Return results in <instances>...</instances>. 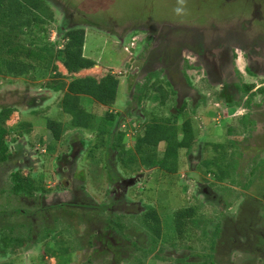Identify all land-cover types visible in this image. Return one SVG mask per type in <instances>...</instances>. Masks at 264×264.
<instances>
[{
    "label": "rangeland",
    "instance_id": "rangeland-1",
    "mask_svg": "<svg viewBox=\"0 0 264 264\" xmlns=\"http://www.w3.org/2000/svg\"><path fill=\"white\" fill-rule=\"evenodd\" d=\"M61 2L62 4L66 3L64 0H61ZM71 2L74 6H72L73 9L79 6L78 9L82 10L80 12L85 11L86 13L83 12L85 21L80 22L81 24L74 22L69 23L68 26L74 27L79 25L78 27H83L85 30L83 56L94 61L96 65L91 69L82 70L77 74H68L60 61H56L57 72L62 75L61 79L65 82H69L71 77L91 76L95 79H100L109 72L119 79L118 92L113 105L102 107L85 96L81 97L80 101L83 109L91 114L93 113L97 117H102L107 112H112L114 115L124 117L123 120L120 121L119 132L125 134L123 144L126 148L133 147L135 136L141 133L143 125L148 123L151 117L159 115L168 118L172 116L169 109L174 107V103L171 101H168L166 106L159 107L158 103L160 98L153 92L149 94L148 101L143 100V102L138 103L134 98L135 92L132 89L134 78H132V76L128 77L126 74L128 71L127 63L133 57L136 59V55L141 52L145 43L151 42V36H146L147 34H145V32L152 28H156L157 30L160 28L159 25L162 24H171L178 26V31L185 32L186 35L190 37L192 32H188V29L205 27L206 38H208L210 36L209 24H207L208 16L219 15V12H223L229 14L230 18L234 20L238 18L237 16L241 14L240 12H244V18L249 20L254 10L252 5L253 0H230L227 2V6L223 8L219 7L221 6L222 0H88L86 9H84L85 7L83 8L81 0H72ZM256 2L261 3V21L258 22V20L253 19L254 25L264 30V0H256ZM50 6L48 5L50 13H52V20H50L48 24L42 26L43 31H41L42 29L40 30V37L43 38H40L37 45L41 46V40L44 39L43 41H45V43L52 44L53 42H58L55 48L59 49L63 43L60 40L61 38H58L57 33V29L61 27L62 24L61 16L56 9H51ZM76 20L78 21L79 17ZM262 41L264 44L263 39ZM240 74L244 76V71L242 70ZM150 75L155 78L158 73L153 71ZM53 76L52 72L43 75L36 71L28 77H7L5 74L0 75V108L12 106L16 110L8 119L6 125L8 127L23 125V127H20L18 130L19 132H24V135L20 136L21 140H19V142L24 140L28 144L31 143L32 149L35 148L39 150V152L37 151L39 154L35 161L34 175L37 178L36 185L39 188H47V193L45 195L55 191L53 185L59 180L53 169V160L56 155L66 152L68 145L80 143L81 154L76 160V171L83 170L86 172L88 181L85 186H83L94 204H98L102 199L108 201L107 195L104 196V193L109 188V184L104 182L102 166L105 165L107 168H110L115 164L117 160L116 154L113 152H111L112 154H103L104 150L100 151L98 153L99 155L94 156V158H92L93 154L90 155L91 151L87 154L89 149L99 143V140L95 132L90 130H75L67 127L69 118L65 115L60 106V99L63 92H53L46 87L49 81L61 80L55 79ZM245 78L248 82L252 83L253 88L251 89V93L256 94L252 98V102L255 106H259L263 102V96L261 93H256L258 90L256 88L260 83L264 82V79L262 77L251 76H245ZM160 82L167 94H171L168 85L163 80H160ZM195 87L201 94L200 96L206 97V101L196 100L193 106V104L187 100L184 111H178L175 118L177 126L182 125L187 119L190 121L196 142L189 152V155H187L185 151L180 152L179 174L177 177L174 175H167V178L162 180V174L153 171L154 174L148 182V186L153 190L149 196L154 200V203L157 204L158 211L160 213L164 211L168 213V219H166V216L162 217L161 235L163 238L172 237L175 233L174 217L170 214L172 209L176 211L181 207L195 206L196 209L193 213H197L196 222H199L201 238L199 243L198 239L194 241L196 248H193V250L196 249L197 252H192L191 254L193 258L198 257L203 264H205V261L211 262L214 260L215 262V259H217L214 252V243L217 242L216 238L220 234V225L225 221L226 217L220 215L221 212L218 211V199H216L215 202H210L201 191L195 189L192 183H186L185 187H183L182 191L187 196V200H184V198L181 197V187L186 181L184 177L190 176L194 180H207L200 182L203 185L210 186L211 189L214 190L221 201L220 203H226L228 205L226 207L224 206L225 208L223 207V211H226L232 218H235L239 212V206L241 207L245 200L250 203L247 196L253 193H261V188L262 186L264 187V166L257 165L252 169L255 163L262 160L264 152L259 153L258 157L255 156V154L253 156V154L246 153L250 151L251 153H255L253 148H257L255 145L258 143L251 140L250 137H248V140L244 141L241 132L235 131L238 129L235 124L237 115L243 112L245 113L246 111L243 110L240 104L233 109H229L230 117L226 118L225 110L227 109L225 106H216L215 104L217 103V100L213 97L215 95V89L201 83H197ZM236 88H238V86ZM203 90L204 93H201ZM131 95L133 97L129 103ZM25 98H33L35 101H31L30 99V101L26 100L25 102ZM235 99H241V95ZM223 112H225V114H223ZM172 113H175L174 108ZM233 114L235 115L231 119ZM138 115L141 116L142 119L137 118ZM194 115L195 117H193ZM47 121L59 122L64 125L65 132L59 141H55L51 132L47 129ZM108 124L113 125L112 123ZM256 125L254 120L250 117H246L245 126L255 128ZM243 127L242 130L244 131ZM29 129H31V133H26ZM17 136L19 135H17L16 131L14 134L7 137V141L11 146L14 144L11 139ZM244 137H246V135ZM237 141L240 142V148L238 144H236ZM242 141H244V147L248 148L243 155L241 152ZM85 143H88V145L85 146ZM260 143L263 146V142L260 141ZM228 145L229 148L227 149H230V153L224 157L226 159L223 158L221 160L223 164L222 168H224L226 172L224 177H222L219 175V154L216 149H220V146L227 147ZM48 146H52L53 149H55L56 146L57 151L54 150L53 154L47 157V153L44 155L42 151L48 150ZM158 147L159 150L162 149V143L159 144ZM189 157H191L190 161L196 163L195 171L193 172L190 171L189 163L191 162L188 161ZM254 157L255 163L250 162ZM98 159L99 162L97 164L92 162ZM212 159L214 162H217V164L211 163ZM219 159H221V156ZM8 167H11V165L7 164V166L3 165L0 167V229L4 224V220L11 221V218H14V221L11 222L13 224L18 223L17 219L20 220L23 218L22 215L15 213L13 209L20 204L17 202L19 198H13L12 195L11 197L8 196L11 186L10 177L8 175L11 169ZM117 169L120 171V167L117 166ZM139 170H144L143 172L145 173L149 171V169L146 170L143 168ZM143 172H139V176L140 173ZM20 173L22 176H25L28 170L22 168ZM261 177H263V180L260 181ZM137 178L138 177L135 176V179ZM257 181H259V185ZM62 183L65 182L62 181ZM142 186L143 185L140 183L137 184L136 187L141 188ZM40 193L41 192L36 193V196ZM146 196H148V193H146ZM12 209L14 212L13 216H7L6 219H1L5 213L9 215ZM32 211L33 210H31V212ZM54 212L57 213L56 211ZM261 212L264 218V208ZM81 216V214H78L73 217V225L78 224L77 222ZM263 218V222L260 220V225L256 227L258 234H263L264 232L262 229L264 227ZM137 219H139V217H137ZM39 222L40 220L37 223ZM217 223H220V225ZM28 225L31 226L32 223L28 222ZM57 227L58 229L63 228V224ZM79 231H81V228H79ZM209 231L211 233H209ZM5 233L8 234L6 231ZM16 233L17 230H15L12 235H16ZM173 239L174 237L169 240ZM263 239L256 238L257 242H255L254 245L250 243L246 244V246H244V252H242L244 254L243 257L236 252H231L230 254H232L231 257L235 260V264H246L248 262H250L249 264H261V261L255 260L253 253L258 252V255H264ZM204 240L208 241V243L204 244ZM41 242H29L28 248L19 246L16 247L12 253L10 252L11 248L7 249L4 257H0V264H37V258L39 257H44L43 264H56L55 258H51L44 254L41 248ZM77 243L79 244V242ZM251 248H253V250ZM257 249L260 251H255ZM0 252L3 253L2 249H0ZM83 254L84 252L82 250H76L74 254H72L71 264H82L86 257V255L84 256ZM88 254H90V252H87V255ZM251 258L253 259L249 261ZM140 259L141 257L133 258V260ZM171 263L172 262L164 263L163 261L157 262V264Z\"/></svg>",
    "mask_w": 264,
    "mask_h": 264
},
{
    "label": "flooded vegetation",
    "instance_id": "flooded-vegetation-1",
    "mask_svg": "<svg viewBox=\"0 0 264 264\" xmlns=\"http://www.w3.org/2000/svg\"><path fill=\"white\" fill-rule=\"evenodd\" d=\"M71 1L64 0L66 3L62 4L61 0H45L46 4L51 5V9L54 8L60 13L62 24L57 29L58 38H60L59 34L61 35L68 28H72L68 26L69 23L81 24L80 22L85 21L83 13L85 11L80 12L82 10L78 9L79 6L73 9ZM228 1L230 0H222L219 7L227 6ZM81 3H83V8L85 7L84 9H86L88 0H81ZM252 5L254 10L249 20L244 18V12H240L241 14L234 20L230 18L229 14L223 12H219V15L208 16L207 24H209L210 32L208 38H206L205 27L188 29V32H192L190 37L185 32L178 31V26L171 24L159 25L160 28L157 30L156 28L147 30L145 34H147L146 36H151L152 40L143 45L141 52L136 55V59L134 57L130 59L127 63L128 71L126 74L128 77L132 76L134 78L132 89L135 94L143 92L147 85L149 86L152 83L162 85L160 80H163L170 88L171 93L174 94L171 102L174 103L175 113H172L173 108L169 109L172 116L168 118L171 119L185 106L187 100L193 106L196 100L206 101V97L200 96L201 94L195 87L197 83L215 89V95L213 96L217 100L215 104L216 106H225L227 110H225L226 114L225 112L223 114H225L226 118L230 117L229 109H233L238 106V102H241L240 106L246 111L237 115L235 124L238 129L235 131L241 132L244 141L250 137L251 140L258 143L257 145L254 144L257 147L253 148L255 153H251V151L246 153L259 156V153L264 152V96L262 104L255 106L251 102V107L248 109L244 106L248 96L244 97L242 92L236 88L237 85H252L245 76L262 77L264 79V44L262 41V39L264 40V30L254 25V20L261 21V3L253 0ZM78 17L79 20L77 21ZM80 28L83 29V27ZM59 29L62 31L60 32ZM242 70L244 71V76L240 74ZM153 71L158 73L155 77L156 79L150 75ZM260 88H264V82L260 83L256 89ZM201 93H204V90ZM239 95H241V99H235ZM132 97L131 95L129 103ZM30 99L35 101L33 98H25L24 101H30ZM24 101L23 103L25 104ZM234 115H232L231 119ZM246 117H250L256 122L255 128L252 127V129L249 126H245ZM123 118L121 116V120ZM245 135L246 137H244ZM20 136L15 137L13 146L9 144V156L4 163H0V167L3 165L7 166V164L11 165V167H8L11 169L8 174L9 177L16 172L21 174L20 170L22 168L28 170V173L24 176L25 178L28 176L35 177L34 166L36 165L35 161L39 150L32 149L31 143L28 144L24 140L19 142L21 140ZM244 141L241 142L242 155L248 149L244 147ZM260 141L263 142V146ZM85 144V146L88 145V143ZM94 147L87 152L88 154L91 151L90 155L93 154L92 158L99 155L98 153L102 150H104L103 154H112L111 152H113L108 147H102L100 143ZM54 150L57 151L56 146L53 152ZM53 152L42 151L44 155L47 153V157L51 156ZM113 153L117 157L115 164L110 168L105 165L102 166L104 182L109 184V188L104 193V196L107 195L108 201L102 199L98 204H94L92 199H90L84 188L88 181L86 172L83 170L76 171V160L81 154V144L68 145L67 151L58 153L53 160L54 173L59 179L53 185L55 191L45 195L47 188H39L35 185L37 190L32 193V197L19 196L18 203L22 204L19 215L23 217L20 219L21 223L31 222L36 226L41 225V227L45 224L49 228H55L63 224V228H56L55 232H59L57 240L58 242H64V240L72 243L79 242L80 248L78 250H82L84 252L83 255H86L82 264H151V262L157 264L159 261L164 263L172 262L171 264H201L200 258H193L191 254L192 252H197L196 249L193 250V248H196L194 241L198 239L199 243L201 238L198 221L186 230H184L185 228H177L175 222V233L173 236L163 238L161 235L156 249L147 253L146 245L144 244L148 239V235L152 233L148 230L145 220L150 219L151 213H156L160 217L161 225L163 222L162 217L166 216V219H168V213L165 211L160 213L157 209V204L149 196L153 190L149 188L148 182L151 180L155 169L151 168L145 173L143 172L144 170L139 169L146 168L140 166L134 172H130V170L124 169L118 161L117 153ZM187 155H189V152ZM190 160L191 157H189L188 161ZM92 162L97 164L99 159ZM190 162V171L193 172L195 171L196 163L194 161ZM117 166L120 167V171ZM139 172L145 174L140 173L139 176ZM178 174L172 175L177 177ZM135 176L138 178L135 179ZM166 178L167 175L162 174L161 179L164 180ZM184 180L186 181L181 187V197L184 200H187V196L182 191L183 187H185L186 183H192L195 189L201 191L210 202H215L218 199V211L221 212L220 215L226 217L225 221L220 225V234L216 238L217 242L214 243V252L217 259H215V262L214 260L211 262L205 261V264H235V260L231 257V252H236L243 257L244 254L242 252H244L246 244L254 245L257 242L256 238H264V232L263 234L259 233V235L256 229L260 225V220L263 222V213L261 212V207L264 206L263 188H261V193L259 194L248 195L247 198L250 203L245 200L244 204L238 208L237 217L232 218L229 213L223 211L224 203H220L221 201L214 190L200 182L207 180H194L190 176H185ZM62 181L65 183H62ZM140 183L143 186L137 188V184ZM38 192L41 193L36 196ZM146 193H148V196H146ZM188 207L190 206L181 207L176 211L172 209L171 212L173 214L171 212L170 214L175 217V213L178 211L182 212ZM192 207L196 209L195 206ZM31 210L33 211L31 212ZM78 214L82 216L79 218L78 224L73 225V217ZM9 215L5 213V217L3 216L1 219H5ZM196 216L197 213H194L193 218L195 220ZM39 220L40 222L37 223ZM3 223L2 227L5 228L7 226L6 220ZM79 228H81V231H79ZM262 229L264 230V227ZM209 233L211 232L209 231ZM35 235L33 232L32 237ZM173 237V240H169ZM204 241H202L204 244L208 243V241ZM251 249L253 250V248ZM255 251L260 250L257 249ZM87 252H90V254L87 255ZM258 254V252L253 253L255 260L261 259ZM134 257H141V259L133 260Z\"/></svg>",
    "mask_w": 264,
    "mask_h": 264
},
{
    "label": "trees",
    "instance_id": "trees-1",
    "mask_svg": "<svg viewBox=\"0 0 264 264\" xmlns=\"http://www.w3.org/2000/svg\"><path fill=\"white\" fill-rule=\"evenodd\" d=\"M50 20H52V13H50L45 0H0V75L28 77L35 71L43 75L52 72L53 78L61 79L62 75L57 72L56 61H60L68 74H77L96 65L94 61L83 56L85 31L80 27L68 28L60 35V40L63 42L61 49L55 48L58 42L45 43L44 39L41 40V46L37 45L40 38H43L40 37V32L43 31L42 26L48 24ZM59 31L62 30L59 29ZM118 86L119 79L111 72L100 79L91 76L71 77L69 82H65L63 79L52 80L46 85L47 89L53 92H63L60 106L69 118L67 127L95 132L102 147H108L117 153L118 161L124 169L134 172V170L143 166L146 169H155L163 175L178 173L180 152H190L196 142L193 128L188 119L182 125L177 126L174 116L171 119L154 115L148 123L143 125L141 133L135 136L133 147L126 148L123 144L125 134L119 132L120 115L107 112L102 117H97L83 109L80 101L83 96L89 97L102 107L113 105L116 100ZM238 88L237 90L242 92V95L248 96L244 106L249 109L252 98L256 95L250 93L253 86L241 85ZM151 92L159 96V107L166 106L168 101H172L173 93L167 94L164 87L157 83L147 85L146 89L142 93L135 94L134 98L138 103L143 102V100L148 101ZM256 93H261L264 96V88L258 89ZM239 104L240 102L237 103V105ZM15 111L12 106L0 108V163H4L9 156L7 137L16 131L19 136L24 134V132L18 131L23 125L13 127L6 125V122ZM183 111L184 107L179 112ZM137 118L142 119L141 116ZM47 129L51 132L55 141H59L65 132L64 125L54 121H47ZM30 130H27L26 133H31ZM11 140L15 141V137ZM161 143L163 147L159 150L158 146ZM236 144L239 145L240 142L237 141ZM220 147V149H216L219 157L221 156V159L218 157V168L219 175L224 177L226 172L222 168L221 160L230 153V149H227L229 145ZM48 151L53 152V147H49ZM254 161L255 157L250 162ZM211 163L217 164L213 159ZM257 165L264 166V157L260 162L255 163L252 169ZM261 180H263V177L260 178ZM10 181L11 186L8 193L10 197L11 195L16 199L19 196L32 197V193L37 190L35 186L36 177L34 176L25 178L19 172H16L11 175ZM257 183L259 185V181ZM262 188L264 189L263 186ZM224 206L228 205L225 203ZM21 208L22 205L18 204L13 209L19 215ZM261 208L263 209L264 206ZM13 209L9 217L14 215ZM194 210L190 206L182 212L175 213L176 227L185 228L184 230H186L196 224V220L193 218ZM159 218L156 213H151L150 219L145 220L148 230L152 233L148 235V239L144 244L146 245V251L149 250L147 253L154 251L157 243L159 244L162 230ZM12 221H14V218H11V221L6 220L7 226L0 229V249L3 251V253L0 252V257H4L5 251L9 248H11L10 252L12 253L16 247L28 248L29 242L40 240V242L43 241L41 242L42 251L49 257L55 258L56 264H70L72 261L71 255L74 254L76 249L80 248V244L77 242H66V240L58 242L59 232H55L57 226L55 228H49L45 224L42 227L34 224L30 226L28 223H21L19 219H17L18 223L12 224ZM217 224L220 225V223ZM15 230H17L16 235H12ZM33 232L36 234L34 237H32ZM34 238L36 239L34 240ZM260 257L259 261L264 264V256L261 255ZM37 262V264H43L44 257L37 258ZM151 264L154 263L151 262Z\"/></svg>",
    "mask_w": 264,
    "mask_h": 264
},
{
    "label": "clouds",
    "instance_id": "clouds-1",
    "mask_svg": "<svg viewBox=\"0 0 264 264\" xmlns=\"http://www.w3.org/2000/svg\"><path fill=\"white\" fill-rule=\"evenodd\" d=\"M62 48V45H61V47H60V49ZM95 67V66H94Z\"/></svg>",
    "mask_w": 264,
    "mask_h": 264
}]
</instances>
